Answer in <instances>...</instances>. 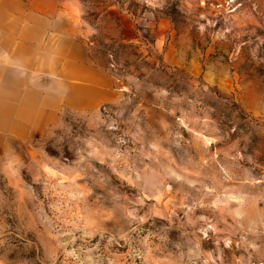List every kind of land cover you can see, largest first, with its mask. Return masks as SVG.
Listing matches in <instances>:
<instances>
[{"label":"rangeland","instance_id":"obj_1","mask_svg":"<svg viewBox=\"0 0 264 264\" xmlns=\"http://www.w3.org/2000/svg\"><path fill=\"white\" fill-rule=\"evenodd\" d=\"M117 97L0 136V264L264 260V0H61Z\"/></svg>","mask_w":264,"mask_h":264},{"label":"crops","instance_id":"obj_2","mask_svg":"<svg viewBox=\"0 0 264 264\" xmlns=\"http://www.w3.org/2000/svg\"><path fill=\"white\" fill-rule=\"evenodd\" d=\"M61 0H0V136L28 138L115 99Z\"/></svg>","mask_w":264,"mask_h":264},{"label":"built area","instance_id":"obj_3","mask_svg":"<svg viewBox=\"0 0 264 264\" xmlns=\"http://www.w3.org/2000/svg\"><path fill=\"white\" fill-rule=\"evenodd\" d=\"M258 264H264V260H261L260 262H258Z\"/></svg>","mask_w":264,"mask_h":264}]
</instances>
